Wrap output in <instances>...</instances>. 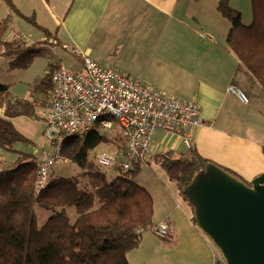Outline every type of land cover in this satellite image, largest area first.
<instances>
[{"label":"crops","instance_id":"obj_1","mask_svg":"<svg viewBox=\"0 0 264 264\" xmlns=\"http://www.w3.org/2000/svg\"><path fill=\"white\" fill-rule=\"evenodd\" d=\"M233 2L229 0V6L241 16L242 10ZM15 4L55 33L60 44L54 45L51 38L44 45L59 66L77 70L84 54L154 92L198 105L203 123L193 132L196 151L243 180L264 172V142L240 132L249 120L246 113L254 103L264 108V102L246 94L245 103L227 90L230 84L244 88L246 77L226 47L230 25L217 9L218 0H15ZM157 131L149 160L187 150L179 136ZM159 202L166 206L162 216L173 226L170 248L182 249L176 255L187 264H217L210 242L191 220V207L172 192ZM154 237L141 233L138 245L127 253L128 264H149L154 247H159ZM138 251L145 257L138 260Z\"/></svg>","mask_w":264,"mask_h":264},{"label":"trees","instance_id":"obj_2","mask_svg":"<svg viewBox=\"0 0 264 264\" xmlns=\"http://www.w3.org/2000/svg\"><path fill=\"white\" fill-rule=\"evenodd\" d=\"M3 1L41 31L44 38L60 44L55 33L41 26L34 14L24 15L14 0ZM228 1L218 0L217 4L230 22L226 47L237 59L238 71L246 77L244 92L264 97V0H250L249 24L241 22L239 11L232 9ZM7 27L8 17L0 18V57L8 60L9 68L27 67L36 55L44 53L45 39L31 44L3 39ZM58 67V61L51 56L46 72L34 84L38 96L31 100L12 97L9 86L0 82V148L12 149L15 143L28 141L11 118L35 114L36 107L45 103L51 74ZM106 141L123 147L115 124L109 133L90 131L83 137L66 138L60 152L85 168L90 165L88 151ZM154 158L177 188L210 162L193 146L175 157L167 152ZM16 162L13 167L0 170V264H128L127 253L138 245L141 233L154 225L152 196L133 176L88 170L84 174L87 184L80 186L78 178L52 174L48 184L36 191V158L23 153ZM36 205L46 213L41 224ZM72 209L73 217L69 214ZM191 220L194 222L192 209ZM217 264H223V260Z\"/></svg>","mask_w":264,"mask_h":264},{"label":"built area","instance_id":"obj_3","mask_svg":"<svg viewBox=\"0 0 264 264\" xmlns=\"http://www.w3.org/2000/svg\"><path fill=\"white\" fill-rule=\"evenodd\" d=\"M227 90L248 102L241 88L230 84ZM39 115L45 120L44 134L51 150L37 159L36 191L52 178L53 164L69 160L60 152L66 138L83 137L90 131L105 134L115 124L123 147L110 154H97L95 159L100 165L127 174L148 162L152 135L157 130L179 136L188 149L195 128L203 123L198 105L154 92L139 80L84 54L79 69L59 66L53 71ZM172 227V222L164 219L150 230L166 238Z\"/></svg>","mask_w":264,"mask_h":264},{"label":"rangeland","instance_id":"obj_4","mask_svg":"<svg viewBox=\"0 0 264 264\" xmlns=\"http://www.w3.org/2000/svg\"><path fill=\"white\" fill-rule=\"evenodd\" d=\"M233 3V6L235 5L234 7H240V9L242 10L241 22L243 24H249L252 20L250 0H234ZM5 17H8V27L3 33V39L25 41L30 42L28 44H31L35 41H38L39 39L44 38L41 31L37 30L31 24L23 20L16 11L10 9V7L3 0H0V18ZM45 40L47 43L48 39L45 38ZM42 45L45 47L44 53L36 55L27 67H15L11 69L9 68L8 60L0 57V82L5 83L9 86V93L12 97L26 98L31 100L34 97L38 96V93L34 91V84L37 83L38 80L46 72L48 64L50 62V57L53 56L52 52L49 51L44 44ZM50 45L51 43H49L48 46ZM260 100L264 102V97L260 96ZM255 104L256 103H254V108L252 107L251 110L246 113V115L249 117V120L246 122L244 126L245 128L240 132L245 135L254 137L253 139L264 142V108H262L260 105L256 106ZM40 107L41 106L36 107L35 114L33 116L17 115L11 118L14 127L21 134H23L24 137L28 139V141L17 142L14 144L12 149L0 148V170L13 167L17 163V158L23 153H26L29 156H34L37 160L43 153L49 152L51 150L49 140L45 137L44 134L46 126L45 120L39 115ZM258 126H261V128ZM159 134L160 132L156 131L153 134L152 139H158ZM117 148V145L113 141L102 142L94 149L88 151L87 160L90 164L89 167L83 168L75 161L69 159L62 163L53 164L51 168L52 174L55 177H71L75 179L78 178L80 186H82L84 182L86 183L84 174H86L88 170L105 171L110 175L121 174L118 169L100 165L95 159V155L110 154ZM138 166L139 168L136 172H128L127 175L133 176L135 181H137L139 184L153 193L156 209L154 217L156 219L161 217L162 214L165 213L166 206L159 202V198H163L166 193H174L177 200L182 202L185 206H187V208H189V204L182 196H180L175 182L168 178L166 171L163 169L160 163L155 160V158H152L146 164H140ZM35 209L38 216V224H41L45 219L46 213L44 209L39 207L38 205L35 206ZM69 214L71 217H73L75 214L74 210H69ZM154 217L153 221L156 223V225L164 220L163 216L160 221L154 220ZM144 232L152 233L155 236L154 238L158 240L156 245L159 244V247L158 245L156 247H154L153 245L155 250V252L153 251L154 257H150L151 261H149V264H187L184 263V261L182 260L183 258L180 256V254L176 255L180 253L182 249L170 248V232L169 236L166 238L159 237L150 229H147ZM207 239L210 242L214 253L217 255L216 258H218V260H220V258L221 260H223L218 248L208 237ZM175 250H177V253H174ZM149 252H146L145 254L149 255ZM141 256L143 258L145 257L144 254L138 251V260L141 258Z\"/></svg>","mask_w":264,"mask_h":264},{"label":"water","instance_id":"obj_5","mask_svg":"<svg viewBox=\"0 0 264 264\" xmlns=\"http://www.w3.org/2000/svg\"><path fill=\"white\" fill-rule=\"evenodd\" d=\"M178 192L223 264H264V172L248 184L210 161Z\"/></svg>","mask_w":264,"mask_h":264}]
</instances>
